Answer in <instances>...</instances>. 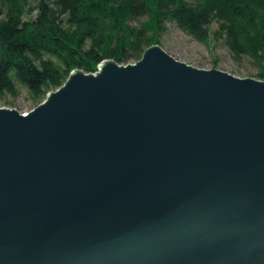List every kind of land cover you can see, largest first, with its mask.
<instances>
[{"label": "water", "instance_id": "obj_1", "mask_svg": "<svg viewBox=\"0 0 264 264\" xmlns=\"http://www.w3.org/2000/svg\"><path fill=\"white\" fill-rule=\"evenodd\" d=\"M0 264H264V79L152 44L0 106Z\"/></svg>", "mask_w": 264, "mask_h": 264}, {"label": "trees", "instance_id": "obj_2", "mask_svg": "<svg viewBox=\"0 0 264 264\" xmlns=\"http://www.w3.org/2000/svg\"><path fill=\"white\" fill-rule=\"evenodd\" d=\"M170 26L264 79V0H0V105L24 92L33 108L73 69L134 62Z\"/></svg>", "mask_w": 264, "mask_h": 264}, {"label": "rangeland", "instance_id": "obj_3", "mask_svg": "<svg viewBox=\"0 0 264 264\" xmlns=\"http://www.w3.org/2000/svg\"><path fill=\"white\" fill-rule=\"evenodd\" d=\"M162 47L174 58L196 67L207 69L215 67L239 77L253 76V68L248 62L236 63L229 58L224 50L207 48L174 26H170L164 36ZM214 60H217L216 65L213 64ZM7 98L10 99L9 97ZM12 107L21 112H27L32 109L29 101L25 98L24 92L16 98L15 106Z\"/></svg>", "mask_w": 264, "mask_h": 264}]
</instances>
